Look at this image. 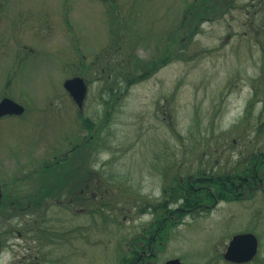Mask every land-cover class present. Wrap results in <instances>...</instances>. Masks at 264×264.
<instances>
[{
  "label": "rangeland",
  "instance_id": "obj_1",
  "mask_svg": "<svg viewBox=\"0 0 264 264\" xmlns=\"http://www.w3.org/2000/svg\"><path fill=\"white\" fill-rule=\"evenodd\" d=\"M191 1L0 0V100L26 107L0 120V264H119L177 177L264 152V0H236L187 38ZM74 76L88 84L83 109L63 86ZM78 140L72 191L28 203L56 173L37 170ZM247 232L260 242L248 264H264L263 191L187 216L150 264H233L227 246Z\"/></svg>",
  "mask_w": 264,
  "mask_h": 264
},
{
  "label": "trees",
  "instance_id": "obj_2",
  "mask_svg": "<svg viewBox=\"0 0 264 264\" xmlns=\"http://www.w3.org/2000/svg\"><path fill=\"white\" fill-rule=\"evenodd\" d=\"M107 2L114 3L115 0ZM235 3L236 0H192L184 14V20L187 19L189 28L186 37H191L192 33L196 31L197 21L221 19L226 13L235 9ZM194 22L196 25H193ZM191 26L194 27V31H191ZM175 54L174 52L173 55ZM127 55L125 57H127V63H129L128 58H131V54L128 53ZM126 60H121V66L125 65ZM169 60L170 55L168 54L162 57L159 56L151 65L147 66L150 67V71L143 72L141 78L147 77L153 70L163 66ZM134 79L135 75L128 77L129 82ZM246 111L249 112V109L247 108ZM86 126L89 131H92L90 138L94 141L95 129H92L90 124H86ZM87 143L89 142L87 141ZM85 146V142L78 140L76 145L68 150L65 155L56 157L49 164L43 166L42 170H37L45 172L55 171L56 173L52 179L46 173L44 174L42 186L38 193L40 195H35L34 198L30 196L28 203H34L36 207H42L48 203V195L60 193L65 188L72 191L71 186L74 178L76 181L78 174H76V171L73 174L72 171H66V169L70 168V157L75 153L80 156L79 153L81 149H85ZM255 154L257 153L251 155L247 164H236L232 170L216 172L213 171L214 169H201L196 172H189L185 176L177 177L173 183L167 185L163 189L162 200H159L155 205L148 204V208H152L153 220L144 228L143 236L139 239H142V242L146 241L148 253L152 252L153 254L147 258L146 262L138 264H150L151 261L155 260L158 248L160 249L164 239H167L168 232L184 222L187 216L196 218L222 201L238 202L252 198L262 191L264 192V152ZM79 158H72L75 161V169L79 170L82 168L85 171H90L91 167H81V163H78ZM70 170L73 169L70 168ZM92 196L86 192L88 200L92 201ZM71 202L72 200H69V203ZM172 205L177 206L173 208ZM155 235L156 237L153 239ZM126 258L119 264L127 263Z\"/></svg>",
  "mask_w": 264,
  "mask_h": 264
},
{
  "label": "water",
  "instance_id": "obj_3",
  "mask_svg": "<svg viewBox=\"0 0 264 264\" xmlns=\"http://www.w3.org/2000/svg\"><path fill=\"white\" fill-rule=\"evenodd\" d=\"M112 1V0H102ZM65 90L70 94L79 109H83L87 94L88 84L83 77L74 76L65 80ZM26 112V107L12 98L4 97L0 100V119L5 116L20 117ZM3 192L0 185V207L2 205ZM2 243L0 240V253ZM259 251V240L254 233H239L234 235L224 253V259L234 264H246L255 259ZM164 264H184L180 259H170Z\"/></svg>",
  "mask_w": 264,
  "mask_h": 264
},
{
  "label": "flooded vegetation",
  "instance_id": "obj_4",
  "mask_svg": "<svg viewBox=\"0 0 264 264\" xmlns=\"http://www.w3.org/2000/svg\"><path fill=\"white\" fill-rule=\"evenodd\" d=\"M155 237H156V235L153 237V239H155ZM146 245H147L146 241H143L141 244L137 245L136 247L131 248L129 250V252H128V257L126 258L127 263H123V264H138V263H144V262H146L147 261V258L150 255L153 254L152 252L151 253H148V247ZM259 249H260V242H259ZM1 250H2V248H1ZM258 254H259V251H258ZM258 254H257V256H258ZM257 256L255 257V259L257 258ZM168 260H170V259H168ZM168 260H166V261H168Z\"/></svg>",
  "mask_w": 264,
  "mask_h": 264
}]
</instances>
